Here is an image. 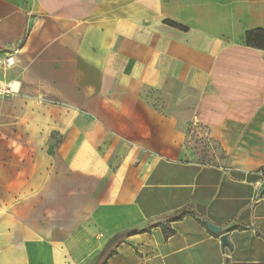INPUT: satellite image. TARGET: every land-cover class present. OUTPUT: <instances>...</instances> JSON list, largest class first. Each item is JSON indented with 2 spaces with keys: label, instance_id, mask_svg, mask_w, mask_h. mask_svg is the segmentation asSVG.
<instances>
[{
  "label": "crops",
  "instance_id": "crops-1",
  "mask_svg": "<svg viewBox=\"0 0 264 264\" xmlns=\"http://www.w3.org/2000/svg\"><path fill=\"white\" fill-rule=\"evenodd\" d=\"M257 29L264 0H0V264H264V160L198 149L264 147Z\"/></svg>",
  "mask_w": 264,
  "mask_h": 264
},
{
  "label": "rangeland",
  "instance_id": "rangeland-1",
  "mask_svg": "<svg viewBox=\"0 0 264 264\" xmlns=\"http://www.w3.org/2000/svg\"><path fill=\"white\" fill-rule=\"evenodd\" d=\"M193 95L195 92L191 91ZM192 95V96H193ZM145 98L151 102L157 108H169L168 96H160L156 94L154 91H146L144 94ZM188 103V110L193 107L194 98L190 97L186 100ZM174 104V102L172 103ZM204 136V135H203ZM209 137L208 135H206ZM201 154L200 156L204 159L205 163H224L227 159H230L231 162L236 166L239 163H242L245 158L250 156H255V158L260 162V160H264V147H215L211 145L199 146ZM204 155H203V153ZM220 159V160H219ZM224 161V162H222ZM237 161V162H235ZM239 162V163H238ZM262 171H264V163H259Z\"/></svg>",
  "mask_w": 264,
  "mask_h": 264
},
{
  "label": "built area",
  "instance_id": "built-area-1",
  "mask_svg": "<svg viewBox=\"0 0 264 264\" xmlns=\"http://www.w3.org/2000/svg\"><path fill=\"white\" fill-rule=\"evenodd\" d=\"M20 50V44H15L10 49L0 50V99H7L17 94L16 83L8 80L6 73L16 65V57ZM259 174L264 176L261 170Z\"/></svg>",
  "mask_w": 264,
  "mask_h": 264
},
{
  "label": "trees",
  "instance_id": "trees-1",
  "mask_svg": "<svg viewBox=\"0 0 264 264\" xmlns=\"http://www.w3.org/2000/svg\"><path fill=\"white\" fill-rule=\"evenodd\" d=\"M244 44L247 47L264 50V30L257 29L250 32H247L244 38ZM183 214L180 218H182Z\"/></svg>",
  "mask_w": 264,
  "mask_h": 264
},
{
  "label": "water",
  "instance_id": "water-1",
  "mask_svg": "<svg viewBox=\"0 0 264 264\" xmlns=\"http://www.w3.org/2000/svg\"><path fill=\"white\" fill-rule=\"evenodd\" d=\"M207 225L214 233L222 234V233H226L234 224H231L227 226L226 228H220V227L214 226L210 222H207ZM221 242H222V246H229L230 244L227 235L221 236Z\"/></svg>",
  "mask_w": 264,
  "mask_h": 264
}]
</instances>
